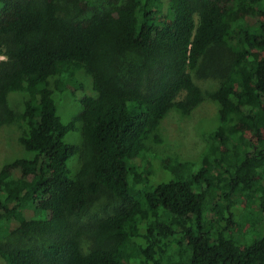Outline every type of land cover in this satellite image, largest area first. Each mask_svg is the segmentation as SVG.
Instances as JSON below:
<instances>
[{
  "label": "trees",
  "instance_id": "1",
  "mask_svg": "<svg viewBox=\"0 0 264 264\" xmlns=\"http://www.w3.org/2000/svg\"><path fill=\"white\" fill-rule=\"evenodd\" d=\"M0 53V264H264V0H0ZM205 101L201 168L150 154Z\"/></svg>",
  "mask_w": 264,
  "mask_h": 264
},
{
  "label": "rangeland",
  "instance_id": "2",
  "mask_svg": "<svg viewBox=\"0 0 264 264\" xmlns=\"http://www.w3.org/2000/svg\"><path fill=\"white\" fill-rule=\"evenodd\" d=\"M6 59V56L0 53V63ZM89 78L91 79V85H93L92 77L89 76ZM198 82L202 87L210 88L217 83V80L207 78L199 79ZM71 92L74 93V96L79 102L82 95L85 94L84 89ZM86 92L90 94L89 91L86 90ZM69 98L68 96L66 101H68ZM62 109H65L64 105ZM220 126H222V123L219 117L218 104L215 101H205L187 116L181 115L177 110H172L161 125V131L163 130L164 133L162 142L164 146H161L160 151H158V149L150 151L152 152L150 154L156 153L162 156L168 151L172 155L177 154L178 158L183 157L187 161H192L193 164L191 168L198 170L204 164L203 153L206 147L205 137L210 133L216 132ZM78 130L79 133H81V127H74L68 134V138H73L77 143L80 142ZM18 136L19 130L14 126H4L0 129V170L6 162L16 157H23L30 154L25 151L24 147L20 144ZM79 156H81V152L71 157L69 160V167L73 175L76 174L80 166ZM153 156L154 155H149L148 158L155 162V168L159 170V162H161V160ZM94 208L93 212L100 217L105 215L108 211L112 212V204H109V200L105 198L97 203ZM254 237H258V234L253 235L252 238Z\"/></svg>",
  "mask_w": 264,
  "mask_h": 264
}]
</instances>
